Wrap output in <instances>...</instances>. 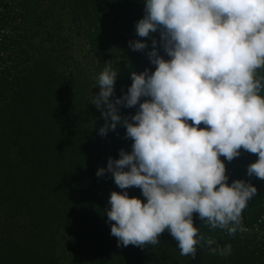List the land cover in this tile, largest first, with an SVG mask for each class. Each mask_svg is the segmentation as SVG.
Segmentation results:
<instances>
[{"label": "clouds", "instance_id": "1", "mask_svg": "<svg viewBox=\"0 0 264 264\" xmlns=\"http://www.w3.org/2000/svg\"><path fill=\"white\" fill-rule=\"evenodd\" d=\"M144 12L137 35L159 31L170 59L152 39L148 58L155 71H133L127 93L115 101L118 71L106 63L92 100L105 119L99 134L123 125L133 141L131 152L121 149L96 175L111 173L120 189L139 188L146 198L111 193V235L118 247L144 248L159 244L168 230L181 256L195 259L199 245L226 257L231 244L221 247L202 235L193 214L229 236L247 231L242 213L257 188L244 180L228 184L220 157L231 162L241 149L256 154L247 175L264 180V0H145ZM129 46L143 51L148 45ZM118 105L139 110L121 117Z\"/></svg>", "mask_w": 264, "mask_h": 264}, {"label": "trees", "instance_id": "2", "mask_svg": "<svg viewBox=\"0 0 264 264\" xmlns=\"http://www.w3.org/2000/svg\"><path fill=\"white\" fill-rule=\"evenodd\" d=\"M144 8L145 0H0V228L11 221L9 212L17 205L36 208L37 214L43 204L32 197L43 179L56 184L66 180L73 191L97 194L111 176L106 172L98 177V169L107 168L109 157L119 159L121 149L131 152L133 141L126 138L123 125L106 136L99 134L105 119L92 100L106 63L118 71L110 97L115 101L127 93L133 71H155L148 58L152 39L158 42V54L170 59L159 31L137 35ZM137 40L148 46L132 50L129 42ZM117 107L121 117L139 110V105ZM240 152L231 162L220 159L228 184L244 180L257 188L242 213L247 231L229 236L226 230L210 229L194 213L200 233L221 247L231 244L232 253L212 255L207 246L198 245L196 258L186 264H264V180L247 175L258 156ZM129 191L146 202L139 188ZM160 239L164 248L180 250L168 230Z\"/></svg>", "mask_w": 264, "mask_h": 264}, {"label": "rangeland", "instance_id": "3", "mask_svg": "<svg viewBox=\"0 0 264 264\" xmlns=\"http://www.w3.org/2000/svg\"><path fill=\"white\" fill-rule=\"evenodd\" d=\"M42 181L32 197L43 204L37 214L36 208L17 205L9 212L11 221L0 228V264H186L191 257L164 248L160 237L157 245L118 247L106 210L113 191L132 197L133 187L120 189L112 175L97 194L73 191L66 180Z\"/></svg>", "mask_w": 264, "mask_h": 264}]
</instances>
